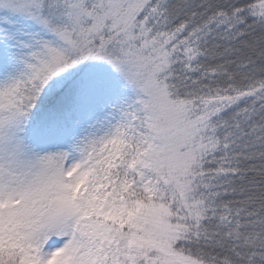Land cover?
Returning <instances> with one entry per match:
<instances>
[{
	"label": "snow or ice",
	"instance_id": "obj_1",
	"mask_svg": "<svg viewBox=\"0 0 264 264\" xmlns=\"http://www.w3.org/2000/svg\"><path fill=\"white\" fill-rule=\"evenodd\" d=\"M0 264H264V0H0Z\"/></svg>",
	"mask_w": 264,
	"mask_h": 264
}]
</instances>
